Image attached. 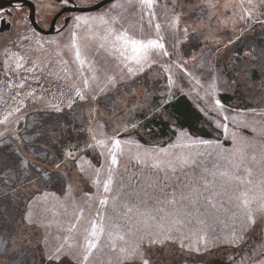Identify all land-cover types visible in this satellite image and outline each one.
Here are the masks:
<instances>
[{
	"label": "rangeland",
	"instance_id": "1",
	"mask_svg": "<svg viewBox=\"0 0 264 264\" xmlns=\"http://www.w3.org/2000/svg\"><path fill=\"white\" fill-rule=\"evenodd\" d=\"M32 1L37 16L43 21L46 17L47 24L50 18L47 16L54 14L59 4L54 0ZM76 1L81 3L82 0ZM97 1L86 0L84 7H93ZM213 3L215 8L207 7L206 0H157L150 20L146 10L139 8L137 0H119L97 11L72 14L68 27L60 36H44L31 31L24 10L12 11L10 29L0 34V68H3L0 82L7 84L3 99L8 104L3 109L9 111L18 105L20 112H13L9 120L16 116L20 119L15 124H0V240L7 242L6 251L0 244V264H50L46 252L69 235L68 229L77 224L81 210L83 216L71 233L74 238L81 237L88 222L96 219V210L101 205L95 197L99 193L102 199L104 193L102 187L98 189L93 183L96 177L91 169L100 168L99 178L106 179L110 157L108 151L99 146L85 148L86 142L95 143L91 139L90 126L96 128L101 138L122 141L123 151L118 154V164L112 165V188L115 190L123 183L117 212L123 211L124 192L129 194L130 206L134 198L138 200L143 195L141 189L147 190L150 196L161 195L159 197L163 199L165 194L185 189L186 183H194L200 176L212 181L210 172H216L215 180L220 181L219 172L229 170L244 180L242 189L258 190L264 181V97L252 100V105L247 108H239L234 102H224L222 95L235 91L234 82L224 70L228 51L233 52L239 39L250 35L258 26L262 25L260 31L264 34V0H213ZM116 5H123V8ZM105 13L118 16L123 28L137 38H154L155 26L159 24L160 35L164 37L163 42L172 53L171 57L157 56V62L150 68L129 75L124 66L100 48L99 41L87 34L82 26L78 30L77 45L85 63L83 76L79 78V62L75 58V49L70 47L74 18L97 17ZM177 16L179 24L172 27ZM94 28L97 32L102 31V26ZM37 40L40 44L36 43ZM12 53L25 57L24 68L33 64L38 67L36 70L49 71L57 77L60 72L56 63L63 62L67 93L51 91L42 95L27 89L28 86L21 88L19 83L33 80V75L15 69ZM177 64H182L187 72ZM233 69L237 70L236 76L240 79L236 83L244 85L251 99L261 93L264 95V35L263 44L242 55L233 63ZM254 71L260 78L257 81H251ZM18 72L21 73L17 77ZM109 76L116 78L114 85L107 84ZM84 79L90 81L87 88ZM75 83L97 99L81 101L76 98L74 89L70 88ZM211 85L215 86V91ZM16 93L23 100L9 103ZM180 95L187 97L209 122L210 137H201L176 125L168 106ZM69 98L74 100L71 107H68ZM216 100L220 101L222 108H217ZM161 101H164L163 105ZM49 103L59 104L62 110L47 107ZM153 119L168 123L167 136L151 138V142H147L143 139H147L145 135L151 129L150 120ZM223 125L228 126L227 132ZM180 131L187 132L190 139L179 140ZM193 140L218 141L219 148L194 145ZM160 149H167V155L160 153ZM146 150L156 158H143ZM69 152L73 157H83L80 163L86 171L79 170L77 162L68 156ZM138 153L141 159L137 158ZM22 157L34 167L23 168ZM184 158L188 163L182 162ZM229 159L239 167L233 168ZM159 161L164 163L154 168ZM56 164H61L60 169L55 168ZM248 170H251L250 176ZM248 180L252 181L251 185L247 184ZM149 181L155 183L154 189H148ZM234 187L235 182L229 185V190ZM85 193L93 196V201H88ZM108 197L111 204L112 193ZM214 202L216 209L204 205L201 198L196 206L200 211L193 209L192 215L187 216L181 225L171 226L170 219L163 221L171 226V238L157 244H149L148 238L158 230L161 221L138 223L144 218L137 217L134 208L129 215L132 217L130 226L136 235L126 239L141 243L140 237L143 236L142 255L149 264H261L264 261V212L255 214V225L242 229L240 214L234 204H229L226 197L222 200L223 208L221 202ZM148 204L152 215H156L152 210L154 201L149 200ZM29 210L33 224L24 219ZM102 215L107 216V213ZM234 234L237 240L230 242L229 238ZM101 240L103 242L105 237ZM74 253L76 258L64 256L58 264H79L80 253L75 249ZM89 264H141V258L123 260L118 254L111 257L94 254Z\"/></svg>",
	"mask_w": 264,
	"mask_h": 264
},
{
	"label": "snow or ice",
	"instance_id": "2",
	"mask_svg": "<svg viewBox=\"0 0 264 264\" xmlns=\"http://www.w3.org/2000/svg\"><path fill=\"white\" fill-rule=\"evenodd\" d=\"M66 4L67 0H63ZM250 2V0H249ZM139 8L141 10H146V14L151 20L154 15V8L157 3V0H137ZM206 6L209 8H215L213 0H206ZM115 7L123 8V5H116ZM227 7V5H226ZM250 15V13H249ZM75 23L73 25L74 30L71 32L70 47L75 49V58L79 62L81 68L85 61L81 59V50L77 45L78 39V30L83 26L85 32L99 41L100 48L104 49L106 52L113 55L121 65L124 66L126 72L129 75L133 73H141L145 68H150L154 63L157 62V56H168L171 57L166 44L163 42L164 37L160 35V25L156 24V35L154 38H137L134 34H130L127 29L123 28V25L120 22V18L110 13H105L97 17H84L76 16ZM179 24V17L177 16L173 23L172 27H177ZM119 25V27H118ZM94 26H102V31L97 32ZM185 33L187 28L184 29ZM37 44H40V41H36ZM11 58L15 60V69L23 68L25 57L18 54L12 53ZM7 63V61H5ZM178 67L183 68L182 64H177ZM187 72L186 68H183ZM27 71H33L32 68L27 69ZM83 75V73H81ZM96 79L95 76L92 78ZM116 83V78L114 76L107 77V84L114 85ZM171 77L169 76V84H171ZM83 84L86 88L90 85L88 79L83 80ZM21 88L25 87L24 83H19ZM213 91H215V86L211 85ZM101 91H104L103 89ZM19 93L14 94L11 99L15 102ZM26 95H35V93H27ZM62 97H65V94H61ZM75 97L81 101L85 100H95V96H90L87 91L76 88ZM74 100L68 99V107H71ZM164 104V101H161V105ZM217 108H222L223 105L219 100L215 102ZM47 107L52 108L55 111H61V107L56 103H49ZM13 112H20V107L17 105L8 112H6L3 118H0V124L8 125L15 124L20 117L16 116L14 120H9L13 115ZM227 119V117H225ZM235 119V118H233ZM135 127V125H133ZM225 132L228 130L227 125H223ZM89 132L91 133V139L95 143L86 142L85 148H95L97 146L101 147L104 150L108 151V156L110 157V163L108 165V175L107 178L101 180L100 168H92V174L96 177L93 183L99 189L103 188L104 198H99V193L95 199H98L101 208L96 210V219H92L88 222V227H85L81 237L74 238L71 233L74 229L77 228L80 218L83 216V211L81 210L77 216V224L72 225L68 229L69 235L65 236L60 244H58L53 250L47 251L46 255L50 264H58L64 256H73L75 257L74 249L78 250L80 255L78 257L79 264H89L91 257L96 254L100 257H111L113 255H119L123 260H128L139 256L141 258V264H149V260L145 259L142 255V242L143 236L140 237L141 243H133L132 240L126 239V237H133L136 235V232L133 231V228L130 226L132 217L129 215L133 212L135 208V214L137 217H143V221H138V223L146 224L149 220L155 221L159 220L161 223L157 226V231L153 232L149 238V244L163 243L164 241L171 238V226H178L185 222L187 216L192 215V210L199 212L200 208L196 206L200 204L201 198H203L204 205L212 209L217 208V204L214 201L221 202V208L224 207L222 200L226 197L229 204H234L235 208L239 212V218L241 221L242 229L250 228L256 223L255 214L257 212H264V181L258 187L251 189H242L241 185L244 184V180L241 177L235 176L234 173L229 170H224L219 172L220 181H216L215 177L217 176L216 172H210L209 175L213 177L212 181H208L206 177L200 176V178L194 183H186L185 189L180 190L179 192L172 191L170 194H165L163 199L159 196H150L147 190L141 189L143 195L139 196V199H133L130 202L128 200V193L124 192V199L121 203L123 211L117 212V202L121 199V189L123 188V183L117 186L114 190L112 188L113 184V169L112 165L118 164V154L122 153V141L118 138L112 140H107L101 138L97 134L95 127L90 126ZM179 140L190 139L189 134L185 131H180ZM233 139L235 140V133H233ZM124 143H129L125 141ZM194 145H204L209 148L215 146V149L218 150L219 142L209 141V140H193L191 141ZM109 144L111 147L109 148ZM160 153L167 155V149H160ZM103 155V152L101 153ZM143 158H148L150 156L155 159L151 152L147 150L142 154ZM68 156L77 162V166L81 172L86 171L80 161L83 160V157H73L72 152L68 153ZM137 158L141 159V154H137ZM255 157H253V160ZM183 163H188L187 158H184ZM241 162H243V153H241ZM164 163L159 161L153 165L154 168H159L160 165ZM169 167H171V162H168ZM229 164L233 168H238L239 165L234 161L229 159ZM89 168H91V163L88 162ZM21 166L25 169L30 166L27 159H21ZM61 164H56L55 168L60 169ZM218 167V166H217ZM163 170V169H161ZM175 171V169H172ZM249 176L251 175V170H248ZM235 182V187L229 190V185ZM248 185L252 184L251 180L247 181ZM156 187L153 181H149L148 189H154ZM135 191V188H133ZM112 193L111 204L109 203L108 194ZM88 201H93V196L88 193L84 194ZM149 200H153V208L156 215H152V211L149 210ZM91 206V204H89ZM203 207V205H201ZM111 208V211H109ZM141 208L144 211H141ZM206 211V209H205ZM102 213H107V216L102 215ZM236 215V213H233ZM28 224H33L32 213L29 210L24 217ZM171 220V226L165 225L163 221ZM139 231V229H137ZM101 237H105V240L102 242ZM230 242H236L237 236L234 234L230 238ZM75 241V242H73ZM0 244H3L4 250H7V242L0 240ZM183 246V245H181ZM197 251L199 249H196ZM261 264H264V261H261Z\"/></svg>",
	"mask_w": 264,
	"mask_h": 264
},
{
	"label": "trees",
	"instance_id": "3",
	"mask_svg": "<svg viewBox=\"0 0 264 264\" xmlns=\"http://www.w3.org/2000/svg\"><path fill=\"white\" fill-rule=\"evenodd\" d=\"M263 29L262 25L256 27L250 35H246L243 38L239 39V42L236 44L234 51H228L225 59V72L228 75L227 77L234 82L235 91L232 94H223V101L226 103L234 102L239 108H247L251 106L252 100H260L264 97L261 93L256 95L251 99L250 92L246 91L243 84H238L239 78H237V70L233 69V63L237 62L242 55H247L251 50H256L263 44V33L260 31ZM255 45L252 47V45ZM251 81L259 80L258 74L254 71L251 74ZM169 111L173 115L176 125L183 129L188 130L191 133H196L201 137L208 138L210 137V132L207 129L209 127V122L206 121L201 114L192 106L187 97L180 95L168 106ZM151 129L148 130V134L145 135L147 139L144 141L151 142V138L163 139L167 136L168 123L166 121L150 120ZM161 196V195H159ZM162 197V196H161Z\"/></svg>",
	"mask_w": 264,
	"mask_h": 264
},
{
	"label": "flooded vegetation",
	"instance_id": "4",
	"mask_svg": "<svg viewBox=\"0 0 264 264\" xmlns=\"http://www.w3.org/2000/svg\"><path fill=\"white\" fill-rule=\"evenodd\" d=\"M32 1V0H29ZM52 1V0H51ZM56 3L59 4L58 9L56 10V12L60 11L56 16L55 13L52 15H49L47 17H50L48 20V23L46 24V14L45 13H40V15L42 14V16L44 17V21L42 20L41 16H37V10L35 4L33 5L34 10H35V14H34V18L35 21L37 23V25L42 29V30H48L52 28V32L50 33H44L43 31H40L38 29H36L34 27V25L31 23L30 19L28 18V14H29V9H27V7L25 6H20V3L16 2V1H12L8 7H3L0 8V28H9V18L13 15L12 11H16V10H24V14L26 16V18L28 19L29 23L28 26L31 29V31H35L38 34H42L44 36H56V35H61L66 28L69 25V22L71 21V15L74 13H85V11H80L78 9H76L77 7H84V5H87L86 0H82L81 3H78L76 0H67V3L65 4L63 2V0H54ZM100 1V0H99ZM99 1H97L95 4H97ZM119 0H112L108 3H106L105 5H103L102 7H100L99 9L109 5V4H114L115 2H117ZM99 9H95V10H89V11H97ZM27 12V13H26ZM11 27V26H10ZM10 29V28H9ZM8 29V30H9ZM7 30L5 29V31L3 30V32L1 31L0 34H3L4 32H6ZM25 65V63H24ZM79 65V64H78ZM25 67V66H24ZM20 68L19 70L22 71L24 70V72L28 75H33V80L28 81L27 83H25V86H28L27 89H32L33 91H38V93L46 94L47 92H51V91H59V92H65L67 93V91L69 89H67L66 86V79L63 78L64 77V73L66 72V68H65V64L61 61H58L56 63V67L57 70L60 72V76L57 77L55 74H51L49 71H44L41 72L40 70H36L38 69V67L36 65L31 64V66L29 68H32L33 71L29 72L27 71V69L29 68ZM28 67V66H27ZM63 67V68H62ZM3 68H0V74L2 73ZM79 70L81 73H83L82 68L79 65ZM19 73H17V77L19 76ZM80 73V75H81ZM83 75H81L82 78ZM6 77H8L6 75ZM36 78V79H34ZM76 81H77V77ZM5 86H7V84L5 82H0V118H2L4 116V114L8 111L6 109V111L3 109L7 104L8 101H5L3 98L4 96V90H5ZM81 88V85H79ZM70 88H73L74 91L76 88H78V86L75 83V86H70ZM82 89V88H81ZM23 99L21 97H17V100L14 102L13 100H10V102L13 103H17L22 101ZM25 101L21 102L24 103ZM19 127V126H18Z\"/></svg>",
	"mask_w": 264,
	"mask_h": 264
},
{
	"label": "water",
	"instance_id": "5",
	"mask_svg": "<svg viewBox=\"0 0 264 264\" xmlns=\"http://www.w3.org/2000/svg\"><path fill=\"white\" fill-rule=\"evenodd\" d=\"M12 1H16L18 3H20V6H25L27 7V9H29V14H28V18L30 19L31 23L34 25V27L40 31H43L44 33H50L52 32V28L48 29V30H42L36 23L35 18H34V14H35V10L33 7V3L29 0H0V8L3 7H8V5L12 2ZM112 0H102L99 3L95 4L93 7H89V8H85V7H77L76 9L80 10V11H89V10H95V9H99L100 7H102L103 5H105L106 3L110 2ZM7 28H0V32L5 30Z\"/></svg>",
	"mask_w": 264,
	"mask_h": 264
}]
</instances>
